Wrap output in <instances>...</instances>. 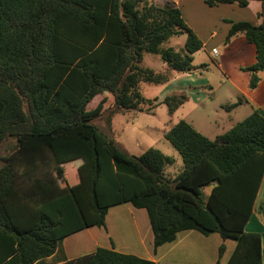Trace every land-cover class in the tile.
Returning <instances> with one entry per match:
<instances>
[{
    "label": "trees",
    "instance_id": "1",
    "mask_svg": "<svg viewBox=\"0 0 264 264\" xmlns=\"http://www.w3.org/2000/svg\"><path fill=\"white\" fill-rule=\"evenodd\" d=\"M210 6L251 0H205ZM258 25L233 22L227 41L243 33L256 47L250 87L264 71V0ZM187 34L180 50L162 45ZM203 42L178 6L156 0H0V264H44L62 240L103 227L111 206L128 202L147 210L156 250L182 231L218 233L235 241L226 264H264L262 235L246 231L264 177V116L257 109L211 139L181 120L165 138L182 156L183 169L167 177L174 158L150 147L128 154L94 119L107 111L97 96L120 109L142 110L141 82L165 84L168 73L140 64L158 54L172 70L192 73ZM111 94V95H110ZM185 93L165 104L174 113ZM67 165L77 171L68 180ZM211 186L204 198L203 188ZM264 217V201L259 205ZM225 243L219 247L221 257ZM61 264H157L99 247Z\"/></svg>",
    "mask_w": 264,
    "mask_h": 264
},
{
    "label": "crops",
    "instance_id": "2",
    "mask_svg": "<svg viewBox=\"0 0 264 264\" xmlns=\"http://www.w3.org/2000/svg\"><path fill=\"white\" fill-rule=\"evenodd\" d=\"M156 2L159 4L171 2L178 6L186 23L201 39L203 47L212 50V54H216L213 52L216 50V47L214 46L216 40L217 42L227 45L228 49L234 47L235 51H242V54H237V59L234 62V65L229 69L225 64L226 57H222L223 62L218 63V66L221 67L224 73L223 77L225 79L223 80L228 79L231 81L236 90L244 97L243 100L239 99L230 105L239 109L241 106L243 107L244 102H246L251 106V111L255 108L264 116V71L259 74L260 82L258 86L256 88H251V72L243 69L244 67L255 63L257 55L256 47L254 44L247 41L246 36L243 33L232 36L229 41L226 40L233 22L247 21L255 25L261 23V18L259 16L262 7L261 1L251 0L246 7H241L237 3L210 6L205 0H164L163 3L160 2V0H156ZM184 7L187 8L188 13H190L189 15H195L197 20H200L203 17L198 15V11L202 10L204 12H211L213 15L217 16L218 21L221 22V24L223 22H227V24L224 25L221 32L218 30L210 31L207 40H205L204 37L206 36H204V32H201L196 25L194 26L188 20L186 13H184ZM202 21L207 23V18L206 20L202 19ZM208 22L210 25L212 24L211 19H209ZM191 76L193 77L192 79L195 78L193 75ZM178 77L181 78L180 76ZM173 79L175 78L171 77L170 81L166 84L170 83ZM189 87L190 88L186 86L183 80L180 81V79H178L177 86L175 87L176 90L172 93H185L188 96L185 101L186 103L189 100V95L191 97L192 92H198L197 87L193 84ZM193 87L195 89H192ZM172 93H168L163 97H156L161 101L167 95ZM97 98H100V95L97 96ZM251 111L246 110L244 113H247L248 116ZM101 115L97 118H100ZM97 118L94 119V123ZM15 146L16 143L13 141L7 152L0 155V166L2 165L1 157L10 153ZM262 201H264V177L254 205L252 216L246 225V231L261 233L264 255V217L259 212V205ZM258 214L261 216L259 219L256 217ZM153 240L154 235L147 210L134 207L132 204L125 202L109 208L105 226L87 227L66 236L56 252L45 258L43 262L44 264H61L67 260L92 254L99 247H102L115 249L123 253L134 254L141 258L153 260L157 264H216L219 259V247L222 243H225L226 251L221 257L220 264H226L235 248L234 243H229L230 240L224 241L218 233L204 235L196 230L182 231L178 234L176 241L165 243L162 246H159L156 250L153 246ZM178 248L181 249L180 254L175 253ZM2 256L3 253L0 252V259Z\"/></svg>",
    "mask_w": 264,
    "mask_h": 264
},
{
    "label": "rangeland",
    "instance_id": "3",
    "mask_svg": "<svg viewBox=\"0 0 264 264\" xmlns=\"http://www.w3.org/2000/svg\"><path fill=\"white\" fill-rule=\"evenodd\" d=\"M164 2V0H160ZM184 13L188 20L201 32H204L205 40L209 32L218 30L221 32L227 22L218 21V17L211 12L198 11V15L203 16L200 20L196 19L195 15H189L187 8L184 7ZM203 22L202 19L206 20ZM211 19V25L208 20ZM225 23V24H224ZM228 37V35H227ZM187 34L175 36L166 41L163 47H174L177 50L185 47ZM227 40V39H226ZM218 53L212 54V50L203 47L194 54L193 65L194 72L184 74L172 70L169 65L161 59L158 54L144 53L141 66L144 68L153 69L156 72L168 73L173 79L168 84H150L141 82L140 91L146 100L141 104L142 110L138 109H120L114 104V98L95 97L87 107L88 110L94 109L98 103L103 102L104 108L107 109L100 118L95 120V123L108 136L115 138L117 144L122 150L132 155H140L148 148L153 147L161 150L165 155L174 158L173 164H167L164 168V173L167 177L176 176L184 166L182 156L178 150L165 138L167 132L173 125L181 120L191 123L198 131L208 138H215L217 135L225 133L232 126L243 120L247 113L251 111V106L244 102V108L239 109L232 106L235 101L243 100V95L240 94L232 85L231 81L223 77V71L218 63L223 62L222 57H226L225 64L232 67L237 59V54H242L241 50L235 51L234 47L228 49L224 43H214ZM216 60V61H215ZM193 75L195 78L192 79ZM180 76L181 78H179ZM178 79L183 80L190 88V85L197 87L198 92H192L189 100L180 106L175 113L170 114L168 107L165 104H160L157 107L150 108V99L156 96H165L168 93L174 92L177 86ZM177 80V81H175ZM192 89H195L194 87ZM111 95V94H110ZM245 109V110H243ZM108 112V113H107ZM13 141L0 145V155L7 152ZM68 180L71 183L77 181V171L73 165H67ZM211 187L203 188V195L206 196L210 192ZM258 219L261 216H256ZM234 243V241H229ZM175 253L180 254L181 249H176Z\"/></svg>",
    "mask_w": 264,
    "mask_h": 264
},
{
    "label": "built area",
    "instance_id": "4",
    "mask_svg": "<svg viewBox=\"0 0 264 264\" xmlns=\"http://www.w3.org/2000/svg\"><path fill=\"white\" fill-rule=\"evenodd\" d=\"M213 52H214V53H217V50H214Z\"/></svg>",
    "mask_w": 264,
    "mask_h": 264
}]
</instances>
